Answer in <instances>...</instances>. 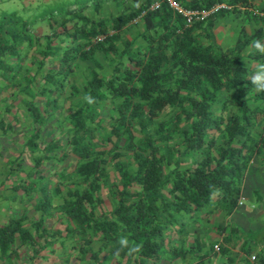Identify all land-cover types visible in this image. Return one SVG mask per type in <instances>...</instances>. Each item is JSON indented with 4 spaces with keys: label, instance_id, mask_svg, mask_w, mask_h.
I'll list each match as a JSON object with an SVG mask.
<instances>
[{
    "label": "trees",
    "instance_id": "obj_1",
    "mask_svg": "<svg viewBox=\"0 0 264 264\" xmlns=\"http://www.w3.org/2000/svg\"><path fill=\"white\" fill-rule=\"evenodd\" d=\"M33 1H20L9 11L0 7V90L14 85L33 94L35 73L50 57L55 66L36 75L42 79L37 89L47 93L44 109L53 110L57 99L52 91L67 82L78 59L98 65L95 54L100 53L109 70L100 73L86 66L79 83H68L72 111L63 142L50 138L35 153L37 130L26 139L36 170L47 156L64 159L70 154L74 160L55 171L58 180L50 188L41 171L30 181L29 189L40 193L34 203L38 216L29 225L25 213L0 223V259L13 264L17 244H24L33 259L52 243L72 240L70 253L84 264H167L187 257L192 264H207L216 238L205 240L202 234L211 229L224 233L217 254L225 257L217 264L237 259V264H264V221L243 228L233 219L224 225L210 217L216 214L222 220L234 213L248 161L254 155L263 158L264 90L252 83L251 62H264V52L253 46L257 40L264 45V0H225L230 9L189 27L161 3L141 15L142 27L129 39L121 36V29L134 23L131 19L151 0H108L119 11L106 9L98 17L87 13V7L99 14L105 0ZM238 5L256 23L251 32L241 29L234 45L224 48L207 32L206 41L198 38L196 27ZM42 19L49 32L42 45L34 46L37 39L29 25ZM23 50L37 67L18 79ZM86 95L94 102L85 100ZM23 102L33 121L47 117L30 101ZM8 126L0 117L2 130ZM53 149L58 152L44 154ZM102 188L111 196L104 209L99 206ZM54 212L63 229L44 224ZM121 236L130 245H141L140 251L118 253ZM235 240H240L243 255H229ZM251 250L254 258L249 260ZM66 257L68 261L70 254Z\"/></svg>",
    "mask_w": 264,
    "mask_h": 264
},
{
    "label": "rangeland",
    "instance_id": "obj_2",
    "mask_svg": "<svg viewBox=\"0 0 264 264\" xmlns=\"http://www.w3.org/2000/svg\"><path fill=\"white\" fill-rule=\"evenodd\" d=\"M20 1L26 2H35L33 0H0V7L5 6L4 10L9 11L12 10L13 7L16 8L19 6ZM129 2V1H128ZM263 1L257 3L260 5ZM9 4H13L9 6ZM102 10L99 14H96L91 7H87V13L93 16H101V13H104V10L110 9L112 13H116L119 11V7H116L113 2L105 0L102 2ZM253 7V6H251ZM3 10V9H2ZM261 11V10H259ZM1 12V11H0ZM1 14V13H0ZM138 21V22H137ZM136 22L125 26L121 29V36L124 38H131L136 31H138L142 26L139 23V20ZM29 31L34 35L37 42H34V46H40L44 43V34L49 32L48 25L45 20H36L33 24L29 25ZM136 40H141L139 37ZM66 41V40H65ZM53 42H58L57 38H54ZM142 42V41H141ZM62 47L66 45L64 43H60ZM119 47L122 46L121 40L117 42ZM23 49V48H22ZM24 53V58L22 60V64L20 69L16 75L19 79L22 73H32L36 71V63L32 62L30 59L29 52L25 50L22 51ZM124 57V56H123ZM95 58L98 62V65L93 63L88 59H78L79 66L75 68V72L67 78V82L64 81L63 85L60 88L53 89L52 95L56 96L57 99V106L51 110L50 107H45V99H46V92H42L38 87L41 86L42 79L36 73L41 74L46 67L55 66V62L50 57H47L44 63V67L42 66L40 69L37 70L35 73V80L32 83L31 88L33 94L21 92L15 88L14 85H7L6 87L0 90V117L3 120L8 121L10 126L6 129L0 127V223L4 222L10 216L17 217L22 213H25L27 216L26 220L24 221L26 224L29 225V222L36 219L38 216V211L34 209V203L36 198L40 195L38 189L31 188L29 189L30 181L36 177L37 173L40 171L45 173L50 180H48L47 185L50 188L51 183H54L58 180V176L55 175V171L60 169L62 166L70 167L73 164L74 157L72 155H68L64 159H60L53 156L43 158L42 165L36 170L33 165L32 153L28 150L26 146V139H28L34 133V129L37 130V135L34 137V141L37 142V146L33 152H40L41 146L46 143L50 138L59 139L63 142L66 138V129H67V116L72 111V105L69 103L68 98H71L70 94V87L69 84L71 80H73L76 84L81 81L82 72L86 71V66H92L95 68L96 71L100 73H105L109 70V62L105 56H102L100 53L95 54ZM56 60V59H54ZM1 81V79H0ZM49 87H52V84H46ZM30 101L33 105H35L42 115L47 114L46 118L42 119V122H35L31 119L30 113L26 108V104L23 101ZM108 110V106H102L103 115L106 114ZM57 149H53L51 151H47L44 154L48 155L50 153L56 154ZM53 151V152H52ZM43 153V152H42ZM20 162V166H19ZM22 166V168H21ZM23 185L27 184V190L24 188H12L11 185L13 183ZM102 195V203L99 205L101 209L110 206L111 196H109L108 192L105 188L101 189ZM57 201V198H54ZM249 203L246 204V206ZM98 208V207H97ZM96 208V211L99 209ZM248 208V207H247ZM253 208L251 213L244 214L241 212L232 213L229 217H225L221 220V218L213 214L210 217L216 221H221L224 225L229 222V219H233L235 222L242 223L239 224L244 228L245 226L252 225V228L257 226L258 224L264 221V210L263 207H251ZM248 216L251 217V221H247ZM44 224L50 229L60 228L63 229V223L60 222L59 214L54 212L53 215L47 216L44 219ZM202 237L206 239L216 238L213 244L217 243L218 248L213 251L215 252L213 256L211 255L208 257L209 262H205L207 264H217L222 258L224 259L225 256L219 257L218 249L219 244L221 242V233L216 234L214 231L210 230H203ZM72 240H66L62 242L61 245L57 244V242L52 243L45 247L43 250L40 251L37 257L30 259V251L24 245H18V241L15 240L14 243L17 244L15 247L17 253L15 256H12L13 264H77V261L73 255H71L70 245ZM15 244V245H16ZM229 255L236 256L238 254L243 255L244 253L240 249V240H235V244L229 247ZM254 253L251 250L248 254L249 255ZM70 254V257H67ZM103 254H101L102 256ZM249 260H252L249 258ZM193 258L189 260L185 259L184 261L174 260L173 262H167V264H192ZM238 261V259L236 260ZM236 261H233L232 264H237ZM164 262L162 259L159 263ZM79 264H84V261H78ZM0 264H8L5 259H0Z\"/></svg>",
    "mask_w": 264,
    "mask_h": 264
},
{
    "label": "crops",
    "instance_id": "obj_3",
    "mask_svg": "<svg viewBox=\"0 0 264 264\" xmlns=\"http://www.w3.org/2000/svg\"><path fill=\"white\" fill-rule=\"evenodd\" d=\"M202 1L204 0H181V3L185 6L192 7L193 4ZM237 8L236 10H228L216 14L207 21L208 23H203L199 28L196 27L194 31L198 33V38L206 41L205 32H207L212 42L224 48L234 45L241 29L246 33L251 32L256 23L250 20L247 15H243V6L238 5ZM249 49H251V47H247L246 51ZM251 65L253 68L252 77H254L261 70L259 66L264 65V62L257 63L256 61H252ZM261 155L263 156L262 159L259 157L260 155H254L248 161L246 171L240 183L239 195L242 196L243 199L241 203L236 206L234 213L241 212L248 214L251 212V207H261V203L264 202V147L262 148ZM247 203H249V206H246Z\"/></svg>",
    "mask_w": 264,
    "mask_h": 264
},
{
    "label": "built area",
    "instance_id": "obj_4",
    "mask_svg": "<svg viewBox=\"0 0 264 264\" xmlns=\"http://www.w3.org/2000/svg\"><path fill=\"white\" fill-rule=\"evenodd\" d=\"M161 3H164L173 14L179 15L183 20V27H189L192 23L196 21H201L207 18L208 16L213 15L220 9H230L231 5L224 0H219L211 3L208 6L201 7H190L185 6L181 3L180 0H151L146 8H142L137 15H135L131 21H137L141 15L145 13L147 9L153 10L160 6ZM243 197L239 195L237 199V203L240 204ZM213 248L216 250L218 248V244L214 243ZM250 259L254 258V254L249 255Z\"/></svg>",
    "mask_w": 264,
    "mask_h": 264
},
{
    "label": "clouds",
    "instance_id": "obj_5",
    "mask_svg": "<svg viewBox=\"0 0 264 264\" xmlns=\"http://www.w3.org/2000/svg\"><path fill=\"white\" fill-rule=\"evenodd\" d=\"M253 46L260 52H264V45H262L258 40L254 42ZM259 67L261 70L252 78V83L257 86L258 90H264V65H260ZM85 100H87L89 103L94 102L89 95L85 96ZM117 242L120 245L117 250L118 253L124 249H127L128 254L132 255L134 253H138L141 249V245L139 244L130 245V242L124 236H121Z\"/></svg>",
    "mask_w": 264,
    "mask_h": 264
}]
</instances>
